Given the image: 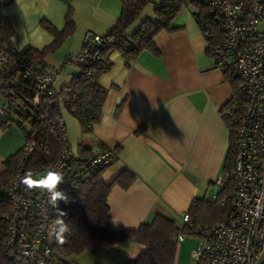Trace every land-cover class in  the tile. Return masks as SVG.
Listing matches in <instances>:
<instances>
[{
  "label": "crops",
  "instance_id": "1",
  "mask_svg": "<svg viewBox=\"0 0 264 264\" xmlns=\"http://www.w3.org/2000/svg\"><path fill=\"white\" fill-rule=\"evenodd\" d=\"M155 3L148 4L128 27L129 36L143 20L155 19ZM69 9L72 33L63 37L40 63L35 61L55 73V91L68 85L78 70L73 61L66 59L77 56L87 35L104 36L112 29L121 14L120 2L12 0L0 15L12 28L9 45L24 56L25 47L41 50L53 41L48 26L62 31ZM172 25L175 29L154 37L158 55L142 51L126 63L119 53L111 54L112 68L98 79L106 96L91 132L82 133L76 118L62 110L72 153L79 145L89 146L93 153L116 148L117 158L105 168L101 179L109 183L122 171L134 176L129 186L114 185L108 193L113 230L135 229L157 215L182 228V215L191 202L218 191L215 182L223 172L231 143L221 108L232 98V86L206 52L207 42L192 10L182 9ZM24 143V132L14 121L5 128L0 126V173L5 168L4 159ZM197 243L196 236H184L177 244L174 264H196L191 251ZM143 250V245L126 239L66 260L70 264H125Z\"/></svg>",
  "mask_w": 264,
  "mask_h": 264
},
{
  "label": "trees",
  "instance_id": "2",
  "mask_svg": "<svg viewBox=\"0 0 264 264\" xmlns=\"http://www.w3.org/2000/svg\"><path fill=\"white\" fill-rule=\"evenodd\" d=\"M121 4V14L112 29L101 36L99 44L91 45L81 60L71 59L78 70L68 85L57 91L61 101L51 94H40L34 101L35 86L33 80L22 78L11 69L0 70V95L7 100L15 101V108L8 120L0 122L5 128L7 123L14 121L24 132L25 143L4 161V171L0 173V264H35L21 256L20 251L26 245L33 244L36 227L35 216L31 211H19L16 219L26 232L16 237L13 244L8 241V217L11 216V202L5 198L3 189L12 180L16 173L20 179L29 169L34 171V178L45 173L47 167L56 162L63 150H68L66 125L62 117V110L69 112L79 123L82 133L92 131L98 123L106 89L100 85V75L112 68L110 58L117 52L126 61L136 59L142 51L158 55L159 51L154 37L162 31L175 29L172 21L184 8H190L195 22L204 34L207 42L206 52L213 56V48L223 46V37L215 21V14L211 11L207 0H156L154 8L155 19H145L139 28L129 36L127 29L139 17L143 9L155 0H118ZM54 35L53 41L41 50L31 46L23 49V57L40 63L41 58L49 51L54 50L61 39L74 29L69 9L65 17V26L62 31H56L48 26ZM12 28L6 18H0V45L10 44L9 36ZM85 42L80 51H83ZM34 59V60H33ZM36 64V63H35ZM44 68V67H43ZM224 72V71H223ZM233 90L232 98L221 108L229 112L237 109L244 102L240 80L236 74L224 72ZM224 115V114H223ZM15 116V117H14ZM230 129V148L227 152L223 171H229L235 158L233 144L234 129L230 116H223ZM28 127V130L25 129ZM33 143L29 155L25 157L26 145ZM116 149V148H115ZM117 151V150H116ZM71 152V151H70ZM93 152L89 146L79 145L76 153L71 152L68 170L64 175V183L59 188L66 191L73 202L68 205L60 203L59 207L66 210L65 222L71 228L70 234L63 244H59L52 235L50 239L52 264H70L66 258L79 254L82 251L94 252L98 247H112L115 243L126 239L144 246V250L135 258L128 259L125 264H174L177 244L179 241L171 240L178 234L196 236L201 228L209 227L222 220L230 209L233 182L230 180L222 189H217V198H195L186 213L190 217L192 226L184 224L178 228L176 224L161 215L155 216L152 222L139 225L135 229L113 230L110 227V213L107 206V196L114 185L129 186L134 176L128 172H120L111 182L105 183L101 174L107 166L90 167ZM117 158V157H116ZM76 170H87L89 176L80 179L74 176ZM20 193L23 198L35 199L40 196L41 190H26L20 183ZM224 199L220 205L219 200ZM58 215L57 209L49 206V221L54 224ZM196 264H201L196 261Z\"/></svg>",
  "mask_w": 264,
  "mask_h": 264
},
{
  "label": "built area",
  "instance_id": "3",
  "mask_svg": "<svg viewBox=\"0 0 264 264\" xmlns=\"http://www.w3.org/2000/svg\"><path fill=\"white\" fill-rule=\"evenodd\" d=\"M12 0H0L2 9ZM215 21L223 37V46L214 47V65L222 71L236 74L244 95L243 104L234 107L225 116H230L234 128L233 144L235 158L229 171H223L216 179L217 189H222L230 180L233 182L230 209L224 218L212 226L201 228L198 243L191 256L201 264H251L253 255L257 257L264 250V0H207ZM85 47L76 59L81 60L91 45L99 44L101 36L89 34L85 37ZM83 46V45H82ZM11 69L22 78L33 80L34 101L40 94L56 96L53 88L55 73L45 70L34 61L20 56L12 45H0V70ZM60 70V69H59ZM14 100L0 95V122L12 115ZM66 142V136L63 137ZM25 157L33 148L26 145ZM117 157L115 148L107 147L94 153L90 167H104ZM71 152L63 150L48 170L60 171L65 175ZM87 170H76L74 176L84 179ZM4 196L11 202V216L8 217V241L12 245L16 237L26 232L20 226L16 214L31 211L36 220L33 244L24 246L20 254L35 264H52L50 239L48 194L41 190L39 197L26 199L20 193V175L16 173L3 189ZM217 198V193L211 196ZM224 199L219 204H224ZM182 222L192 226L188 213L182 215ZM184 235L178 234L171 240L181 241ZM264 264V263H262Z\"/></svg>",
  "mask_w": 264,
  "mask_h": 264
},
{
  "label": "clouds",
  "instance_id": "4",
  "mask_svg": "<svg viewBox=\"0 0 264 264\" xmlns=\"http://www.w3.org/2000/svg\"><path fill=\"white\" fill-rule=\"evenodd\" d=\"M64 182L63 173L56 170H48L43 177L37 179L34 178V171L29 169L20 179V183L25 186L26 190L39 189L47 192L48 203L58 212L54 224L51 226V234L59 244H63L67 238L66 234L71 232L69 224L64 219L67 212L59 207L60 203L68 205L73 202L72 197L59 188V185Z\"/></svg>",
  "mask_w": 264,
  "mask_h": 264
},
{
  "label": "water",
  "instance_id": "5",
  "mask_svg": "<svg viewBox=\"0 0 264 264\" xmlns=\"http://www.w3.org/2000/svg\"><path fill=\"white\" fill-rule=\"evenodd\" d=\"M264 263V250L261 251V253L256 257L255 253L252 258L251 264H262Z\"/></svg>",
  "mask_w": 264,
  "mask_h": 264
},
{
  "label": "rangeland",
  "instance_id": "6",
  "mask_svg": "<svg viewBox=\"0 0 264 264\" xmlns=\"http://www.w3.org/2000/svg\"><path fill=\"white\" fill-rule=\"evenodd\" d=\"M25 129H26V130H28V127H27V126H25Z\"/></svg>",
  "mask_w": 264,
  "mask_h": 264
}]
</instances>
